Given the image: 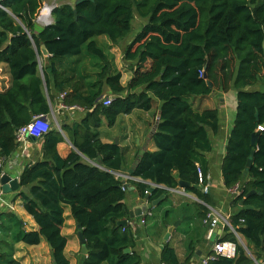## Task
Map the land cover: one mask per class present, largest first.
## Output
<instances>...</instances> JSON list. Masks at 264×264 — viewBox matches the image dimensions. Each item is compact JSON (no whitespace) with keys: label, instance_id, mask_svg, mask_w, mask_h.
<instances>
[{"label":"trees","instance_id":"1","mask_svg":"<svg viewBox=\"0 0 264 264\" xmlns=\"http://www.w3.org/2000/svg\"><path fill=\"white\" fill-rule=\"evenodd\" d=\"M44 1L0 0V63L9 76L8 87L0 90V175L18 147L16 130L35 114H50L55 100L52 90L58 95L64 92L62 103L81 107L85 114L78 122L60 124L74 150L64 157L59 154L57 145L63 136L51 125L42 136L41 160L22 169L16 197L37 230L26 231L14 214L3 213L0 264H20L13 257L14 243L37 245L42 238L51 245L55 264H69L64 253L67 239L61 233L65 205L86 240L87 255L81 264H140L131 227L117 225L130 220L126 191L112 174L123 167V151L118 144L101 141V118L112 126L119 114L149 110L158 100L159 121L153 135L157 150L142 152L132 173L141 180L132 181L140 199L150 187L147 181L162 186L148 194V202L163 195L159 205L170 195L167 188H177L184 181L185 190L213 206L210 194L203 190L207 175L203 155L212 148L209 132L217 134L220 111L194 110L188 98L230 90L235 91L236 109L221 161L222 182L226 189L240 185V193L230 200L229 221L254 259L260 260L264 254V89L256 85L264 84V0L63 3L52 9V23L39 27L36 16ZM135 14L145 22L125 42L123 59L130 63L132 76L123 86L113 55L98 37L120 43L131 31ZM42 44L48 51L44 62L38 59ZM88 60L92 70H82ZM89 77L94 80L88 81ZM105 86L112 96L108 106L100 101ZM257 130L253 147L251 136ZM252 149V164L247 167ZM83 158L88 165L81 162ZM251 190L255 192L246 196ZM194 206L202 220L208 208ZM226 240L237 244L236 256L227 258L210 250L214 258L209 264H253L227 227L217 241ZM193 249L189 244L188 253L179 260L166 242L160 262L188 264Z\"/></svg>","mask_w":264,"mask_h":264},{"label":"crops","instance_id":"2","mask_svg":"<svg viewBox=\"0 0 264 264\" xmlns=\"http://www.w3.org/2000/svg\"><path fill=\"white\" fill-rule=\"evenodd\" d=\"M51 1L54 2L51 6H58L63 3L74 4V0H64L61 3H57V0ZM43 4H46V1L43 2ZM142 21L141 25L145 22L143 19ZM36 24L39 27H43L37 22ZM101 37L107 38L106 36H99L98 38L100 39ZM99 39V43H103L106 49L107 46H113V43L108 39V42H100ZM107 50L113 55L115 66L121 72V84L126 86L131 79L132 71L119 64V60L116 59L118 57L117 49L110 48ZM41 55V58L38 57V59L39 61L44 62L46 55H43L42 53ZM81 69L92 70L90 61L88 60L87 62H84ZM87 80L91 81L94 80V78L89 77ZM8 84L9 76L6 67L3 63H0V90L2 88H7ZM256 86L264 89V84L262 83H258ZM68 92H70V90ZM52 93L55 98L54 105H50L51 111L49 115H46V118L48 119L50 115H52L58 119V121H56V128L62 134L63 141L58 143L57 150L59 154L64 157L75 148L68 139L67 133L61 129L60 124L63 123L70 125L73 122H78L84 116L85 110L71 108V106L66 105V107H61L60 105L63 103L59 98V95L55 93L54 90H52ZM103 96H110V91L106 86L104 87L102 97ZM188 100L194 110L201 111L205 108H217L220 111L219 129L217 134L213 135L209 132L212 148L203 155L204 165L207 168L206 183L203 190L205 188V191L210 194L213 206L205 204L193 193L182 187L177 188L176 192L167 191L170 195L166 197V201L161 205L159 204L164 199V196H160V199L158 198L148 202L147 206L150 216L146 218L145 224L138 227L127 225L131 227V233L135 239L133 251L141 258L140 264H159L160 253L166 242H169V244L174 247L179 260H182L185 257L188 253L189 244H192L194 248L193 257L188 264H198L201 258L208 254L213 244L224 234V230L221 228L210 230L205 227L202 220L198 217L194 205L203 204L207 207H212L221 214H230L232 212V209L230 208V197L222 182L221 161L225 151V144L235 117V91L230 90L227 93L213 92L206 97L190 96ZM159 105V101L154 99L152 107L149 110L137 108L130 113L119 114L112 126H108L105 119L101 118V125L98 128L101 141L114 143L116 139L117 144L123 151L124 161L123 167L120 170L122 173H133L138 157L142 152H153L157 150L153 135L157 129L159 121ZM42 152V139L36 140L33 138H27L21 145H18L13 154L4 162L3 172L7 174L13 173L19 180V175L22 172V169L26 165L41 160ZM18 190L19 189L8 193H0V220H3V213H11L21 220L24 230H37L35 221L24 210L19 197H16ZM141 201L142 199H140L135 185L132 182L129 183L125 197V204L129 210L139 205ZM155 210L158 211L157 215L155 214ZM63 215L64 224L61 233L67 239V244L64 250L65 256L68 259L69 264H81L83 258L87 254H81V244L79 240L74 242L71 229L64 231L66 225L69 226L73 224L77 231V224L72 219L70 209L66 205L64 206ZM138 219V217L130 218L132 223H135ZM177 220H180L179 225L174 228L168 239L165 240L168 227ZM211 238L213 241L210 240ZM0 239H3L2 231H0ZM236 239L238 244L243 247L246 254L253 259V264H264V254H262L260 260H255L251 252L247 249L245 240L240 233H237ZM13 257L19 260L20 264H52L48 244L43 238L37 245H27L23 242L14 243Z\"/></svg>","mask_w":264,"mask_h":264},{"label":"built area","instance_id":"3","mask_svg":"<svg viewBox=\"0 0 264 264\" xmlns=\"http://www.w3.org/2000/svg\"><path fill=\"white\" fill-rule=\"evenodd\" d=\"M0 7H2L0 5ZM55 6H48L47 4H43L42 7L39 10L38 15L36 16V22L41 24L42 26H47L52 23V15L51 11ZM47 8L48 12L47 14H43L44 9ZM65 93H61L59 95V98L62 100L64 97ZM112 96H103L101 98V103L104 106H108L111 103ZM61 107H66L65 105L61 104ZM71 108H78L83 110L81 107L77 106H71ZM51 123L48 121L46 118V115L44 114H35L31 117L29 122L24 124L23 126L19 127L16 132H15V139L16 143L18 145H21L27 138H33V139H42V136L50 129ZM198 177H199V184L202 183L203 178H202V172L198 168ZM114 177L121 182V189L123 191H127L129 183L132 181H137L140 180L139 178L133 176L132 174H124L122 171H114L112 172ZM150 187L155 188V187H161V185H157L154 183H149ZM180 188V187H177ZM177 188H165L169 192H176ZM206 189L204 188V191ZM148 193V191H147ZM227 193L231 198H233L234 195H237L240 193V185L236 184L231 188L227 189ZM207 207V206H206ZM208 211L206 212L205 216L202 218V223L204 224L205 227L209 228L210 230L214 228H221L224 230L225 227L229 228V230L234 234L236 237L237 231L231 226L229 217L230 214H221L214 210L212 207H207ZM150 216V212L147 211L144 214H142L139 219L135 222L132 223V220H127V225H132V226H142L145 224L146 218ZM243 222V219L240 220ZM211 251H213L214 254H219L221 256H225L227 258H234L237 253V244L233 241L226 240V241H216L212 248ZM214 257L210 254L205 255L198 264H209V261L213 259ZM159 264H166L164 262H160ZM259 264V263H256Z\"/></svg>","mask_w":264,"mask_h":264},{"label":"water","instance_id":"4","mask_svg":"<svg viewBox=\"0 0 264 264\" xmlns=\"http://www.w3.org/2000/svg\"><path fill=\"white\" fill-rule=\"evenodd\" d=\"M85 1H93V0H74V4L73 5H78L82 2H85ZM73 13H74V16L75 18L77 17V11L76 9L73 10ZM41 53L43 55H48V51L46 50L45 46L42 44L41 45ZM208 86H211V83L209 82L208 83ZM258 116V114L256 113V117ZM264 127V123L261 125V129ZM259 130H257L254 134H252L251 136V145L253 147H255L257 145V139H258V134H259ZM115 144H117V140L115 139L114 141ZM251 154V157H249L247 159V163H246V166L249 167L251 164H252V155L254 154V149L251 150L250 152ZM81 162L85 165H88L89 162L88 160H86L85 158H83L81 160ZM18 178L15 174L11 173V174H7L5 172H2V174L0 175V193H8V192H11V191H15L18 189ZM188 185L187 182H184V181H179V187H182V188H185L186 186ZM152 191V187H149L148 189V193L145 195V198L142 199V201L140 202L139 205L133 207L132 209L129 210V218H136V217H140L142 214H144L145 212L148 211V206H147V203H148V197H149V193ZM255 191L254 190H251L250 192H248L246 194V196H249L251 194H253ZM163 197V195L161 196ZM160 199V198H159ZM240 205H242V203H240ZM244 208L245 209H251V206L249 205H244ZM127 219H123V220H120L117 222V225L118 226H121V227H127ZM180 223V220H177L175 221L171 226L168 227L167 229V233L165 235V240L168 239L169 235L173 232L174 228L177 227ZM76 228H77V231H76V234H77V237H78V240L81 244V248H80V252L81 254H84L86 255L87 254V248H86V245H85V237L83 236V233H82V230H81V226L79 224L76 225ZM217 229V228H215ZM211 241H213V239L211 238L210 239ZM48 249L51 250V245L48 244ZM125 253H129L130 252V249L129 248H126L124 250ZM202 259V258H201ZM52 264H55L54 261H52Z\"/></svg>","mask_w":264,"mask_h":264},{"label":"rangeland","instance_id":"5","mask_svg":"<svg viewBox=\"0 0 264 264\" xmlns=\"http://www.w3.org/2000/svg\"><path fill=\"white\" fill-rule=\"evenodd\" d=\"M45 1H46V4H48V5H53V4H54V2L51 1V0H45ZM45 1H44V2H45ZM50 1H51V2H50ZM55 1H56V0H55ZM62 1H64V0H57L56 2H57V3H61ZM43 14H47V8L44 9ZM142 22H143L142 19L139 18V17L135 14L134 19H133V21H132L131 31L129 32L128 36H127L123 41H121L120 43L113 44V46L110 45V47H108V46L106 45V46H107V49H110V48L117 49L118 57L116 58V56H115V58L119 60V64H120V65H122L123 67H126V68H128V69H130V63H129V62H126V61L123 59V50H124V47H125V44H126L125 42L128 41L129 39H132V37H133V36L139 31ZM38 24H39V23H38ZM40 25H41V24H40ZM37 26H38V25H37ZM98 39H99V38H98ZM99 40H100V42H108V41H107V38H104V37H101ZM101 44L103 45V43H101ZM103 46H104V45H103ZM104 48H105V46H104ZM105 49H106V48H105ZM48 121L52 124V126L57 127V122H56V121H58V119H57L56 117L50 115V117L48 118ZM155 214L157 215V214H158V211L155 210ZM150 220H151V219H150ZM67 229H71L72 234H73V235H72V238H73L74 242L77 241L78 238H77V235L75 234V233H76V229H75L74 224H73V225H69V226L66 225V226L64 227V231H66Z\"/></svg>","mask_w":264,"mask_h":264},{"label":"clouds","instance_id":"6","mask_svg":"<svg viewBox=\"0 0 264 264\" xmlns=\"http://www.w3.org/2000/svg\"><path fill=\"white\" fill-rule=\"evenodd\" d=\"M63 93H64V92H63ZM60 94H61V93H60ZM60 94H59V95H60ZM100 100H101V99H100ZM63 105H64V104H63ZM148 184H149V182H148Z\"/></svg>","mask_w":264,"mask_h":264}]
</instances>
